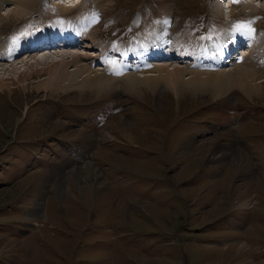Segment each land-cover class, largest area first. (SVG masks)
<instances>
[{
	"label": "rangeland",
	"instance_id": "1",
	"mask_svg": "<svg viewBox=\"0 0 264 264\" xmlns=\"http://www.w3.org/2000/svg\"><path fill=\"white\" fill-rule=\"evenodd\" d=\"M38 1L19 8L14 0H2L0 13L10 14L2 16L6 20L0 22V35L7 40L12 34L46 24L55 29L68 16H85L83 21L89 18L86 28L96 29V35L93 33L87 43L94 47L100 37L105 44L120 46L142 35L151 37L159 28L166 35H172V30L178 44L195 40L190 43L195 45L194 51L216 36H225L227 41L243 39L232 36L241 26L249 27V41L254 39L255 29L264 38V14L258 10L264 8V0H242L258 4L251 18L248 14L252 8L249 4L242 8V1L232 7L231 16L228 12L213 14L214 0H95L97 5L85 0L79 7L63 3L66 0ZM76 1L81 0H69L74 4ZM88 2L95 7V17L90 14ZM50 4L54 16L48 14ZM57 4L63 7L58 10ZM43 16L42 22H35ZM167 16L170 27L163 24ZM65 26L73 28L75 24L67 19ZM161 37L166 39L164 34ZM195 37L202 39L197 41ZM8 42L14 48L13 42ZM257 44L250 42L247 48L264 51L263 43ZM67 50L31 55L18 60V67L6 62L0 69V153L10 142L30 147L34 141L60 144L88 140L92 143L89 148L102 145L92 161H75L79 166L74 173L67 172L73 168V161L68 160L69 167L62 168L67 174H61L65 183H48L50 187H45L43 171L30 170L26 179L15 183L7 173L10 171L3 168L0 209L2 201L18 194L20 200L25 195L23 198L28 200L27 194L41 191L43 195L44 189H53L46 197L51 217L43 219L47 225L39 227L43 232L36 238L40 246L31 243L37 248L35 255L28 250L17 253L16 264H264V66L253 81L256 89L248 94L239 88L219 95L205 87L193 92L190 85L178 93L167 84L168 79L171 82L181 76L188 83L196 79L197 72L206 73L201 80L211 73L166 61L138 71L143 78H156L159 73L163 81L166 79L157 92L147 83L129 91L122 87L124 80L119 82L118 90L97 93L91 88L66 89L71 87L70 76L79 75L69 62L70 54L80 51ZM93 52L91 48L89 55ZM246 60L236 59L219 73L244 66ZM160 65L168 68L161 71L156 68ZM85 77H89L88 72L81 79ZM121 114L126 120L123 130L112 123L114 116ZM238 115L240 119L235 120ZM106 132L111 134L104 136ZM242 137L243 151L235 142ZM190 138L198 141L200 148L189 151L193 149L190 144L182 151L185 153L174 151L172 143ZM111 142L118 145H109ZM215 142H220L219 147L235 143L237 154H225L216 149ZM53 161L55 165L56 159ZM7 162L1 154L0 163ZM94 162H103L112 178L121 174L122 180H103L98 171L95 173ZM210 165L215 171L224 167L229 170L219 174L201 170ZM79 173L82 181H78ZM39 184L40 191L35 189ZM49 224L54 225L52 230ZM5 225L0 220L1 255H5ZM47 230L50 236H45ZM4 258L8 259V254Z\"/></svg>",
	"mask_w": 264,
	"mask_h": 264
},
{
	"label": "bare ground",
	"instance_id": "2",
	"mask_svg": "<svg viewBox=\"0 0 264 264\" xmlns=\"http://www.w3.org/2000/svg\"><path fill=\"white\" fill-rule=\"evenodd\" d=\"M12 2V0H10ZM34 1L35 0H14L13 3H15L17 5V7L19 8H27V6H31L34 4ZM69 1V0H68ZM226 0H224L223 2H225ZM238 1H242V0H232V6H235L237 5ZM246 1V0H245ZM245 1H242V8H248V6L250 5V8H252V10H250V13L248 14V16L251 18V12H254L256 11L255 9V5H258V4H251V3H246ZM257 1V0H255ZM263 1V0H261ZM0 2H2V0H0ZM222 2V3H223ZM3 3V2H2ZM1 3V4H2ZM40 3V0L38 1V4ZM52 3V2H51ZM41 4V3H40ZM249 4V5H248ZM14 5V4H13ZM58 6V10H59V6L60 8L63 7L62 5L63 4H57ZM47 6V5H46ZM213 9H212V12L213 14L215 13V15H221V14H224V7H222L220 4H218L217 2L214 3L213 5ZM264 6V5H263ZM259 7V6H258ZM0 9H3L2 7H0ZM47 10H48V14L51 15V16H54L55 14V11L52 9L51 6H47ZM260 11V13L264 14V8H261V9H258ZM255 13V12H254ZM10 14V13H9ZM9 14L7 15H2L0 13V22H3L5 21L6 19L3 18L2 16H8ZM172 14V13H171ZM233 14L232 10L229 14V16H231ZM166 15V14H165ZM254 15V14H253ZM47 16V15H46ZM232 20V19H231ZM92 22V21H91ZM170 22V17L167 16L164 20H163V24L167 27V25L170 26L169 24ZM232 23V22H231ZM230 23V24H231ZM229 24V25H230ZM171 26H172V23H171ZM238 27V25H237ZM260 28V26H259ZM28 30V29H27ZM159 35L161 36L162 34H164V38L166 37L167 38V35L165 33H161V30L162 28H159ZM227 30V29H226ZM168 31V30H167ZM26 32V31H25ZM59 32H63V30H60L59 29ZM237 32L236 35L233 34L232 36H241L243 37V39L241 40H236V41H227L225 40V36L224 38H222V35L221 37L220 36H216L214 39H209L210 42H212L213 44H211L210 46L207 44V42L205 43H202L200 44L199 48L194 51L193 55H199V53H203V54H206L207 52L210 51V48L212 50H214V52L211 54V56H214V55H220L222 56V58L224 56H226V53H225V49L226 47L232 43V45L229 47L230 49H233L234 46H236L235 48L237 49V51H239L242 47H241V43H244V45L250 43V42H254V43H258V44H261L263 43L264 45V38L263 36L260 35V32H259V29H255L254 30V39H251L250 41L248 40V36L251 34L250 31H249V27H245L243 28V26H241L239 28L238 31H235ZM93 33H96V29L94 31H92L90 33V36L93 34ZM171 33H172V36H169L168 38L171 37L169 43H166L165 42L163 44L164 45V49H162V45L160 46V50H153L152 48H149L147 46H144L142 45L140 48H142L141 51H138L136 50V54L138 56H140L139 54L140 53H143L144 55L143 56H140L142 57V60H143V63L142 64H145V65H149V62H146L144 61L145 57L147 55H149V53H152V54H156V55H167L168 52H167V47H171L172 48V55L175 54V52H178L177 56L178 57H181V55L183 54H189L190 52L188 51V48L187 46L195 40L191 39L190 41H186L185 43H182V44H177L176 42V37H174V34H173V31L171 30ZM169 34V33H167ZM253 34V33H252ZM158 35V36H159ZM224 35H226V33H224ZM2 36V35H0ZM63 36V35H62ZM92 37V36H91ZM2 38V37H1ZM222 39V40H221ZM97 40V39H96ZM89 41V40H88ZM117 41V40H116ZM111 42V41H110ZM113 42V40H112ZM196 43V42H195ZM235 44V45H234ZM257 44V45H258ZM84 47L88 48V51L87 52H78L77 55H72L70 54V57H72L71 61H69L73 66L74 68L77 69L79 75H71L70 78L68 79L66 76V79L70 80V83H71V87H66L67 88H72V87H77V88H82L84 90H87L88 88H91L94 92H97V93H100L101 91H112V90H115L117 89L118 90V86H120L119 82L121 83L122 82V87H127V90L131 91L133 90V92L136 90L137 86L140 85V84H143V83H147V86L150 85V87L148 86V88L150 89H153L154 92L158 91L159 90V86L160 84H162L161 82H164L166 79H164V81L162 80V77L159 76V73H157L158 77L154 78V75L152 78H143L144 76H140L138 73H127V74H121L120 75H116V76H111L109 73H106L104 71H100L99 70H95L92 66V60L89 61V62H86L83 64V61H88L92 56L89 55L91 53H89L91 51V48L92 50H96V48H98L97 46H89L87 44L84 45ZM135 47V43H129V48H128V53H127V56L129 54V49L130 48H134ZM250 47V46H249ZM15 46L14 48L12 47V43L9 44V42L6 40V37L3 36L2 39H0V69H1V66H4L3 64H5V62H2V59H5V56L7 57L8 55H10L9 59L10 60H13L15 59L14 55H18L17 54V51L15 50ZM83 48V47H82ZM258 49V48H257ZM60 50V49H59ZM52 52V51H50ZM236 52V50H233V53ZM35 53V52H34ZM34 53H28L27 54V57H30L31 55H33ZM48 53V52H46ZM232 53V54H233ZM244 55L241 56V54H237V56H240V60L242 59V62L245 61V59L247 58L246 60V63L244 64V66H238L235 70H232V71H229V72H226V73H219L220 70L217 69V70H208V71H204V72H207V73H211V74H207L205 75V77H209L205 80H201L200 79V76L202 74H206V73H202V72H197V75L195 76L196 79H192L191 81H188V83L185 82V77L182 78L181 76H177L175 77L171 82H170V79L167 80V84L173 86V88L178 92H184L185 88H187L188 85H190L192 88V91L195 92L199 89L197 88H203L205 87L204 89H208L210 90V92H214L215 94L219 95L221 94L222 92H224L225 90L227 91H230L231 89L233 88H239L241 89L242 91H244L246 94L248 93H251L252 91H254L256 88H255V84L253 83V81H255V77L257 74V72L259 71V69L261 67L264 66V51L261 50V51H257V50H254V49H250V50H244ZM108 54H111L110 52H108ZM231 54V55H232ZM34 55H39V54H34ZM228 55V54H227ZM246 55V56H245ZM76 56V57H75ZM236 56V57H237ZM244 56V57H243ZM69 56H67L66 58H68ZM218 58H220L219 56H217ZM231 57V56H230ZM235 58H232L229 62L233 63L232 61L236 59ZM37 59V58H36ZM127 59V58H126ZM214 59L216 60V58L214 57ZM122 60V58H121ZM229 60V59H228ZM18 60H15L14 62H12L10 65H13L14 67H18V64H20V62H17ZM65 61V60H64ZM63 61V62H64ZM199 62V61H198ZM82 63V64H81ZM162 63H165V62H162ZM241 64V62H239ZM69 64V63H68ZM140 63H138L139 65ZM154 64L152 66L155 67L156 65H159V64H156L155 63H152ZM150 64V65H152ZM51 65V64H50ZM112 65V62H108L107 66L110 67ZM63 66V64H62ZM167 66H163V65H160V66H157L156 68H158L159 70L162 71L163 68H166ZM208 67L210 69H215L213 66H210L208 65ZM119 68H122V64L120 62V65H119ZM123 68H126L125 66ZM151 68V69H152ZM168 68V67H167ZM61 68H59L60 70ZM264 69V68H263ZM219 70V71H218ZM61 71V70H60ZM68 71V70H67ZM144 71V69H143ZM59 72V71H58ZM66 72V70H65ZM89 74V77H85L83 79H81V76L83 75V73H87ZM156 72V71H155ZM54 73H56L54 71ZM67 73V72H66ZM218 73V74H216ZM59 74V73H57ZM65 74V73H64ZM145 74V73H144ZM177 74V72H176ZM181 74V73H180ZM62 76V75H61ZM168 76V75H167ZM55 77H60L59 76H55ZM64 77V78H65ZM202 77V76H201ZM56 78V79H57ZM62 78V77H61ZM172 78V76H171ZM53 79V78H52ZM51 79V80H52ZM63 79V78H62ZM50 80V81H51ZM47 81V80H46ZM49 81V80H48ZM47 81V82H48ZM55 81V80H54ZM59 81V80H58ZM61 81V79H60ZM64 81V80H63ZM46 82V84H47ZM55 83V82H54ZM57 83V81H56ZM53 84V83H52ZM59 85V84H58ZM127 85V86H126ZM47 86V85H46ZM45 86V87H46ZM57 86V85H56ZM121 87V88H122ZM120 88V87H119ZM123 89V90H124ZM243 92V93H244ZM107 93V92H106ZM216 95V96H217ZM215 96V97H216ZM228 106H229V103H228ZM117 116V115H116ZM114 116V119L112 120V123L119 129L121 128L123 130V126H124V122L126 121L125 118L123 117V115H118L117 117ZM229 130V129H228ZM125 132V131H124ZM111 134V132H106L104 134L105 135H109ZM91 137L94 139L93 135H91ZM233 143L230 142L228 145H225V146H220V150H223L225 154H228L227 155H230V153L232 154H237L235 152V149L233 148ZM193 146V144H192ZM226 151V152H225ZM228 151V152H227ZM226 155V156H227ZM225 156V157H226ZM58 169L56 172H60L59 175L55 174L52 172V174L49 175V178L53 176H56L58 177L56 180L53 179V182H56L58 183L59 180H62L63 183H65V180L66 178H63L62 177V171H61V168H56ZM95 173H97L95 171ZM80 174H77V178H78V181H82V177H80ZM66 176V175H65ZM97 180V179H96ZM98 181V180H97Z\"/></svg>",
	"mask_w": 264,
	"mask_h": 264
},
{
	"label": "crops",
	"instance_id": "3",
	"mask_svg": "<svg viewBox=\"0 0 264 264\" xmlns=\"http://www.w3.org/2000/svg\"><path fill=\"white\" fill-rule=\"evenodd\" d=\"M197 141H184L181 143H178L177 145L173 146L174 151L177 150V152L179 151H183L186 150V148H190V144H193V149L189 150L192 151L195 148L198 149L200 148L198 142ZM221 142V141H220ZM220 142H215L214 145L216 147V149L220 148L219 147V143ZM224 143H226L224 141ZM188 144V145H186ZM188 152V151H186ZM185 153V152H182ZM25 157V156H23ZM126 159V158H125ZM26 160L27 158H24L23 161L21 163L16 164L14 167L16 169H24L26 166ZM125 161V160H124ZM61 168L62 171V167H58ZM210 168V169H209ZM209 168H202L201 170L203 171L204 169H208L209 172H216L217 174H219V171L224 172V171H228V168L224 167L219 171H215V168L213 169V166L210 165ZM42 170V164H39V167L37 168V170H34L33 172H40ZM58 169H52L51 173H55ZM63 174L65 173V171H62ZM41 173V172H40ZM226 173V172H225ZM47 172L45 173L46 179H45V187H50L47 186L48 183H53V178L50 177ZM56 174V173H55ZM223 175H219V178L224 176ZM120 178V177H119ZM121 180V179H120ZM57 182V180H56ZM58 182L63 183L62 180H59ZM40 186L41 184H39L37 187H35V189H37L38 191H40ZM27 189V188H25ZM25 189H23L21 192H24ZM45 190V191H44ZM42 191L43 195L46 196L48 193H51L53 191V189H49L46 190L44 189ZM30 192V191H28ZM40 193L37 194H27L28 200H25L22 196V199H19V204L14 205V204H10L14 201L15 198H13L12 200H5L2 201V205H1V209H0V220L3 221L6 224H10V223H14V224H19L20 222H24V227L26 225H30V223H34V222H40L42 219H44L45 217H48V219H50L51 215H49V210L47 207V200L45 201V203L43 205H41L39 199H40ZM19 196V194H18ZM16 208V209H15ZM25 218H28L25 219ZM20 225V224H19ZM19 228V227H17ZM21 228V227H20ZM18 229V232H16L13 229H9L7 230V233L5 234V236L2 238L3 243H4V249L2 250V252L6 254H8V259L4 258L5 255H1L0 254V264H16L17 261V253L20 254L21 251H27L31 254V255H35L36 254V250L37 248L32 246L31 243L34 242L35 245L36 244V238L38 237L39 233H42L43 231H39V229ZM50 230V229H49ZM47 230L45 231V236L46 234H48L50 236V231ZM15 235V236H14ZM31 239V240H30ZM40 246V245H37Z\"/></svg>",
	"mask_w": 264,
	"mask_h": 264
}]
</instances>
